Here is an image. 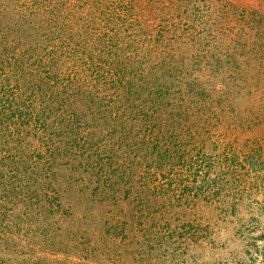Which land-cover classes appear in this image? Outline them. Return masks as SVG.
Masks as SVG:
<instances>
[{
	"label": "rangeland",
	"instance_id": "obj_1",
	"mask_svg": "<svg viewBox=\"0 0 264 264\" xmlns=\"http://www.w3.org/2000/svg\"><path fill=\"white\" fill-rule=\"evenodd\" d=\"M0 264H264V0H0Z\"/></svg>",
	"mask_w": 264,
	"mask_h": 264
}]
</instances>
